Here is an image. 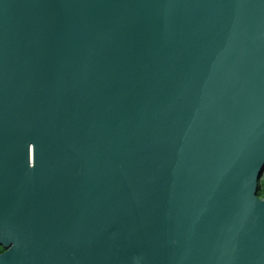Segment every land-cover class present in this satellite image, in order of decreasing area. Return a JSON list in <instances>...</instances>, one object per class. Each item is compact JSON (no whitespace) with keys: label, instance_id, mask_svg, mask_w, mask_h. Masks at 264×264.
I'll return each mask as SVG.
<instances>
[{"label":"water","instance_id":"water-1","mask_svg":"<svg viewBox=\"0 0 264 264\" xmlns=\"http://www.w3.org/2000/svg\"><path fill=\"white\" fill-rule=\"evenodd\" d=\"M264 0H0V206H73L76 264H264Z\"/></svg>","mask_w":264,"mask_h":264},{"label":"flooded vegetation","instance_id":"flooded-vegetation-1","mask_svg":"<svg viewBox=\"0 0 264 264\" xmlns=\"http://www.w3.org/2000/svg\"><path fill=\"white\" fill-rule=\"evenodd\" d=\"M0 264H76L72 204L62 199L48 219L30 213L23 222L0 206Z\"/></svg>","mask_w":264,"mask_h":264},{"label":"trees","instance_id":"trees-1","mask_svg":"<svg viewBox=\"0 0 264 264\" xmlns=\"http://www.w3.org/2000/svg\"><path fill=\"white\" fill-rule=\"evenodd\" d=\"M257 196L260 197V198H264V186L258 187Z\"/></svg>","mask_w":264,"mask_h":264},{"label":"rangeland","instance_id":"rangeland-1","mask_svg":"<svg viewBox=\"0 0 264 264\" xmlns=\"http://www.w3.org/2000/svg\"><path fill=\"white\" fill-rule=\"evenodd\" d=\"M264 186V174L262 175L261 179L259 180V187Z\"/></svg>","mask_w":264,"mask_h":264}]
</instances>
